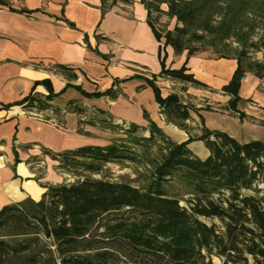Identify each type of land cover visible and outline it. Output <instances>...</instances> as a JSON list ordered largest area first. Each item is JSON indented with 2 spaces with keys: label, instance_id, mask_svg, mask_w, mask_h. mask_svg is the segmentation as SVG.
I'll use <instances>...</instances> for the list:
<instances>
[{
  "label": "trees",
  "instance_id": "1",
  "mask_svg": "<svg viewBox=\"0 0 264 264\" xmlns=\"http://www.w3.org/2000/svg\"><path fill=\"white\" fill-rule=\"evenodd\" d=\"M118 2L130 0H112L110 7ZM140 2L162 43L161 73L147 84L167 124L184 131L187 140H172L145 113L146 127L123 125L127 140L115 139L108 146H86L52 155L59 166L100 173L109 163H143L144 155L125 145L126 141L157 151L155 159L148 160L153 170L143 187L128 181L85 177L74 183L47 186L39 201L27 198L3 207L0 264H215V258L221 264H264V187H260L264 185V142L240 143L227 133L209 129L200 111H211L212 107L198 109L184 104L178 93L163 97L156 84L158 78H168L207 87L186 65L167 68L166 48H173L177 55L185 53L187 61L214 50L216 57L238 63L231 81L222 88L230 100L220 111L248 120L238 108L241 81L249 74L264 77V55L263 61L250 58L244 39L237 41L241 49H230V39L244 32L245 26L230 19V9L223 7L222 0ZM164 5L166 15L177 21L173 30L159 31L156 27L155 14L164 12ZM250 47L258 48L254 43ZM47 88L45 97L32 91L19 104L28 110L62 115L63 110L53 105L59 95ZM84 94L117 98L114 90ZM66 110L83 112L72 101ZM96 112L106 120L96 116L91 124L99 120L104 128L121 129L106 111ZM193 113L200 120L197 127L193 126ZM137 131L142 134L134 137ZM146 132L148 136H144ZM195 141L205 144L209 151L206 159L198 158L189 148ZM173 182L185 187V195H189L183 200L185 204L170 194L168 187Z\"/></svg>",
  "mask_w": 264,
  "mask_h": 264
},
{
  "label": "crops",
  "instance_id": "2",
  "mask_svg": "<svg viewBox=\"0 0 264 264\" xmlns=\"http://www.w3.org/2000/svg\"><path fill=\"white\" fill-rule=\"evenodd\" d=\"M0 0V210L27 198L41 200L50 185H58L59 162L52 155L86 146H108L114 133L90 123L101 109L114 124L146 127L147 113L163 131L188 135L167 124L153 89L147 84L161 73L162 43L148 23L140 0ZM73 25V26H72ZM166 67L186 65L207 87L158 78L163 97L178 93L184 104L220 111L230 97L222 88L237 67L235 59L198 53L187 61L167 47ZM67 68L63 71L60 68ZM259 78L249 74L241 83L238 104L250 124L264 128V91ZM50 86L59 97L53 105L63 110L38 112L20 105L32 91L45 97ZM88 97L84 93H106ZM75 102L82 114L67 111ZM206 111H200L203 115ZM193 126L200 124L192 114ZM148 136V132L144 133ZM169 136V134H168ZM51 153V154H50Z\"/></svg>",
  "mask_w": 264,
  "mask_h": 264
},
{
  "label": "rangeland",
  "instance_id": "3",
  "mask_svg": "<svg viewBox=\"0 0 264 264\" xmlns=\"http://www.w3.org/2000/svg\"><path fill=\"white\" fill-rule=\"evenodd\" d=\"M222 5L225 9H230V19L238 22L239 25L245 26V31L240 32L237 35H234L230 39L231 50L241 49L242 46L237 42L238 39H244L246 42L247 52L249 57L254 60L263 61L264 55V0H222ZM162 13L155 14V24L159 31L173 30L177 24L175 18H170L166 15L167 6H162ZM251 43L257 45V49L250 47ZM215 56L214 50H207ZM249 76V75H248ZM261 78H259L260 81ZM260 87V85H259ZM261 89V87H260ZM211 107V106H206ZM99 115V114H97ZM202 115V114H201ZM101 117V115H99ZM205 120V125L211 130H217L224 133H227L231 137L235 138L240 143H249L252 141H263L264 142V128L258 127L256 124H250L249 120H242L235 115L228 114L226 112H221L217 110L206 111L202 115ZM198 117V115H197ZM103 119L106 120V116H103ZM199 119V117H198ZM120 125V128L110 130L114 133L115 139H125L127 140L123 130V124ZM141 131H137L133 134L134 137L140 136ZM169 137L174 141H180L182 135L174 131L168 132ZM167 134V135H168ZM114 141V140H113ZM127 146L131 147L132 150L139 151L144 155L142 157V164L139 162H130L125 161L122 163H109L103 167L100 173H92L84 171L83 169L71 168L68 169L64 166H58L60 171L58 175V184L64 183H74L79 179L85 177H94V178H105L111 181H128L132 182L133 185L138 187H143L150 176L152 175L153 167L148 164V160L155 159L157 151L155 150H146L140 145L130 144L129 141H126ZM191 151L200 159H206L209 156V151L206 148L205 144L200 141L192 142L189 145ZM144 151H149L150 154L145 153ZM172 187L169 188L171 195H174L178 198H181L182 204H185L183 201L187 199L189 195H185L186 189L183 185L172 183ZM260 187H264L263 184ZM246 195H253L251 191H244ZM208 224H212V221L206 220ZM219 223L218 221H215ZM215 264H221V261L218 258L214 259Z\"/></svg>",
  "mask_w": 264,
  "mask_h": 264
},
{
  "label": "built area",
  "instance_id": "4",
  "mask_svg": "<svg viewBox=\"0 0 264 264\" xmlns=\"http://www.w3.org/2000/svg\"><path fill=\"white\" fill-rule=\"evenodd\" d=\"M248 81V75L245 76L241 82H246ZM260 87H261V90L264 91V77L260 79Z\"/></svg>",
  "mask_w": 264,
  "mask_h": 264
}]
</instances>
